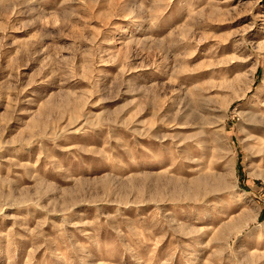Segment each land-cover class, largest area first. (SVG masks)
<instances>
[{
  "label": "rangeland",
  "instance_id": "obj_1",
  "mask_svg": "<svg viewBox=\"0 0 264 264\" xmlns=\"http://www.w3.org/2000/svg\"><path fill=\"white\" fill-rule=\"evenodd\" d=\"M263 116L264 0H0V264H264Z\"/></svg>",
  "mask_w": 264,
  "mask_h": 264
},
{
  "label": "bare ground",
  "instance_id": "obj_2",
  "mask_svg": "<svg viewBox=\"0 0 264 264\" xmlns=\"http://www.w3.org/2000/svg\"><path fill=\"white\" fill-rule=\"evenodd\" d=\"M260 122H262L264 124V116L260 118ZM263 151V149H262Z\"/></svg>",
  "mask_w": 264,
  "mask_h": 264
}]
</instances>
